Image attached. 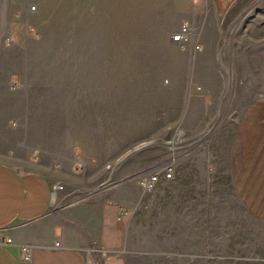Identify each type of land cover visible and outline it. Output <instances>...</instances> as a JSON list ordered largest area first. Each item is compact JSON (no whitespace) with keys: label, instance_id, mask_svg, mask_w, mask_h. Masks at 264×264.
I'll list each match as a JSON object with an SVG mask.
<instances>
[{"label":"crops","instance_id":"obj_1","mask_svg":"<svg viewBox=\"0 0 264 264\" xmlns=\"http://www.w3.org/2000/svg\"><path fill=\"white\" fill-rule=\"evenodd\" d=\"M256 6L258 17L246 22ZM42 11L71 12L69 27L74 29L105 26L109 12L117 11L145 12L138 24L145 27L155 26V12H164L172 20L165 24L174 27L171 34L188 24L186 50L172 44L171 34L164 39L176 57H163L160 72L166 76L162 87L172 94L162 98V106L179 108V136L188 143L218 130L219 109L228 105L225 93L244 91L247 81L264 85V0H0V234L11 239L10 245L0 246V264H127L128 255L138 249L135 224L144 209L148 221L159 213L164 219L201 218L200 202L217 194L220 177L264 243V96L233 128L235 149L222 126L216 137L221 142L209 152L190 150L176 160L170 149L141 152V145L125 153L127 146L159 131L166 134L170 110L160 122H124L122 108L133 103L124 104V90L117 84L112 42L108 50L102 35L83 29H70L51 41L46 36L26 40L28 26L41 27ZM6 37L12 47L6 46ZM149 42L147 36V59L153 57ZM147 69L152 75L145 88L152 99L147 106L153 107L155 72ZM193 84L202 91L195 92ZM143 88L130 91L138 96ZM44 144L53 151H45ZM61 146L66 152L60 154ZM116 156L114 178L80 199L60 182L61 171L77 172L82 162L85 169L102 171ZM167 167L172 179L161 178L148 192L140 189V172ZM243 231V250L250 251V231ZM212 236L211 251L218 260L216 228ZM23 246L32 248L30 262L22 260Z\"/></svg>","mask_w":264,"mask_h":264},{"label":"rangeland","instance_id":"obj_2","mask_svg":"<svg viewBox=\"0 0 264 264\" xmlns=\"http://www.w3.org/2000/svg\"><path fill=\"white\" fill-rule=\"evenodd\" d=\"M259 11L258 6L252 8L245 17L246 22L251 18H257ZM40 13L41 27H27L37 32L39 36L37 38L25 37L26 40H38L42 36H46L51 41L59 35L65 36L70 29H83L88 33L102 35L108 50L110 49L109 41L112 42L111 50L116 51L118 56L115 75L117 84L121 83L124 90V104L133 103L128 107L124 105L122 108L124 122L126 120L130 123L137 120L140 122L152 120L160 122L163 113L166 112L165 110H170L171 126L166 134L159 131L149 138L140 140L137 144L127 146V148H124L125 153L141 145H145L140 149L141 152L157 150L160 146L167 149V151L170 149L171 158L176 160L190 150L209 152L216 141L221 142L216 137L222 126L223 130L228 131L230 134L229 138L225 140L232 145V149H235L237 138L231 137L233 128L240 124L248 107L264 96V90L258 88L263 87V83L255 84L247 81L244 85V87L247 85V89L244 91L234 90L231 94L228 91L225 93L228 105L219 109L222 121L218 122L216 126L219 127L218 130L208 138L192 140L189 141L191 143L189 144L179 136L177 127L178 121L182 117L179 108L171 107L168 109L162 106V98L172 96L171 92H166L165 88L162 87V80L166 77L160 73L164 63L163 57L167 59L176 57L164 44V39L174 29V27L165 25L172 22L169 16H164V12H155V26L145 27L138 25L145 12H109L111 17L107 21H103V23H107L105 26L92 25L74 29L69 27L70 23L73 24V21H70L73 19L71 12L42 11ZM88 22L94 23L96 21ZM147 36L149 41H152V43L149 42V50L153 53L151 59H147ZM176 60L178 61L179 57ZM181 61L186 63V60ZM148 66L152 67L155 72L153 107L147 106V103L150 102L148 100H152L150 92L149 95L146 92L147 86L152 82V75L147 74ZM150 71L151 68H149ZM136 85L139 87L143 85L144 87L143 91H139L138 96L134 95V91L133 93L130 91ZM193 89L197 93L202 91L198 84H193ZM145 104L146 106H143ZM114 126L115 124H112L113 128ZM157 135L162 137H157ZM163 136L165 139H163ZM43 149L49 152L52 150L50 146L45 144ZM58 149L60 154L66 152L62 146ZM49 158L56 162L59 161V157L56 156H49ZM194 158H198V155H195ZM82 164L83 166L78 168L77 172L70 169L61 171L60 182L64 185L65 190L73 195L74 199H80L86 194L108 185V182L114 178L118 168V156L112 162L106 163L102 171H96L92 167L85 169L83 162ZM215 187L217 188V194L214 192V194L205 195L200 202L203 208L201 218L164 219L159 213L160 215L158 214V216L156 215L148 221L144 209L140 213L142 217L135 224L138 227L135 228L137 230L135 240L138 242L136 245L138 249L128 255L127 264H264V243L258 236V226L243 215L229 183L224 177H220L218 185ZM57 190L58 187H56L55 192ZM212 228L213 231L214 228L218 230V260L211 251V237H214L212 236ZM244 229L250 231V251L243 250ZM228 259H230L229 262Z\"/></svg>","mask_w":264,"mask_h":264},{"label":"built area","instance_id":"obj_3","mask_svg":"<svg viewBox=\"0 0 264 264\" xmlns=\"http://www.w3.org/2000/svg\"><path fill=\"white\" fill-rule=\"evenodd\" d=\"M25 35L27 38H37L39 34L31 28H26ZM190 28L188 24H182L178 31L170 36L172 44H174L179 50L184 51L190 45ZM7 47H12V40L10 37L5 38ZM196 52H200V46H194ZM83 170V168H81ZM161 178L170 180L173 178V170L171 167H167L162 172H140L137 175L138 185L142 191L148 192L155 188ZM52 193V203L55 202V190ZM11 244V239L5 238L0 234V246H7ZM56 247H60V242L57 241ZM22 254V260L24 262H30L32 257V248L29 246H23L20 249Z\"/></svg>","mask_w":264,"mask_h":264},{"label":"water","instance_id":"obj_4","mask_svg":"<svg viewBox=\"0 0 264 264\" xmlns=\"http://www.w3.org/2000/svg\"><path fill=\"white\" fill-rule=\"evenodd\" d=\"M124 181H126V180H122V181H120L119 183L124 182ZM115 184H118V182H116ZM111 185H114V184H111Z\"/></svg>","mask_w":264,"mask_h":264}]
</instances>
